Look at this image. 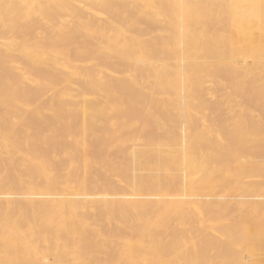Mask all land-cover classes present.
<instances>
[{
    "label": "bare ground",
    "instance_id": "1",
    "mask_svg": "<svg viewBox=\"0 0 264 264\" xmlns=\"http://www.w3.org/2000/svg\"><path fill=\"white\" fill-rule=\"evenodd\" d=\"M0 264H264V0H0Z\"/></svg>",
    "mask_w": 264,
    "mask_h": 264
},
{
    "label": "rangeland",
    "instance_id": "2",
    "mask_svg": "<svg viewBox=\"0 0 264 264\" xmlns=\"http://www.w3.org/2000/svg\"><path fill=\"white\" fill-rule=\"evenodd\" d=\"M208 96H209V95H207V98H209V100H210V99H213V100L215 99V98H213L211 95H210V97H208ZM219 98H221V97H219Z\"/></svg>",
    "mask_w": 264,
    "mask_h": 264
}]
</instances>
